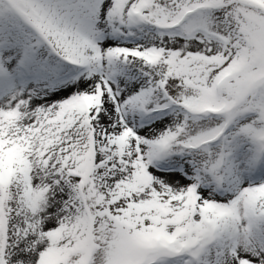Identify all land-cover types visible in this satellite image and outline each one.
<instances>
[{"label":"snow or ice","instance_id":"6c2138e0","mask_svg":"<svg viewBox=\"0 0 264 264\" xmlns=\"http://www.w3.org/2000/svg\"><path fill=\"white\" fill-rule=\"evenodd\" d=\"M0 264H264V0H0Z\"/></svg>","mask_w":264,"mask_h":264}]
</instances>
